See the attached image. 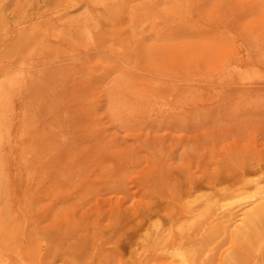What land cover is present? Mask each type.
<instances>
[{
	"label": "rangeland",
	"instance_id": "1",
	"mask_svg": "<svg viewBox=\"0 0 264 264\" xmlns=\"http://www.w3.org/2000/svg\"><path fill=\"white\" fill-rule=\"evenodd\" d=\"M236 66L264 73V0H0V79L25 78L0 143L5 263L178 264L180 246L225 264L239 224L207 210L264 188V79Z\"/></svg>",
	"mask_w": 264,
	"mask_h": 264
},
{
	"label": "bare ground",
	"instance_id": "2",
	"mask_svg": "<svg viewBox=\"0 0 264 264\" xmlns=\"http://www.w3.org/2000/svg\"><path fill=\"white\" fill-rule=\"evenodd\" d=\"M85 20H88V18L85 17ZM86 35L89 38H92L93 32L88 29L86 31ZM224 76L238 77L242 81L252 83L264 79V73L257 67L243 68L236 66L232 72L225 74ZM24 79L25 78L22 73L13 72H8L0 79V143L3 134L9 128V123L7 119L9 105L11 103L12 97L16 94L17 89L22 86V82L24 81ZM123 87L124 85L122 83L117 86V92H114L116 95L115 99L114 97L112 99L116 100V103H113V110L116 115L120 114V112L124 108V104L118 97L120 91L124 90ZM3 184L4 174L3 170L0 168V196L3 192ZM243 200V204H245V206L237 211H234V208L231 207L236 203L232 201V203L223 204L219 207H217V205H210L209 209L206 212V214H210L211 218L213 219L215 217H218L220 214H223L226 217L234 216L232 218L234 220V223L239 224L238 230L235 233V238L239 245L234 250V252H232V254H230L226 258L225 264H247L248 262H250V258L253 254H260L264 251V188L259 189L254 195H249L246 197L244 196ZM1 218H3V215ZM6 218L7 216L4 215V221H6ZM210 223H207L206 225L202 226V229L206 230V226H208ZM3 241L4 240L0 238V244H5ZM240 244H242V246ZM202 251L200 250L199 252ZM171 254L174 258L178 260V264H195V257L193 256L192 251L186 250V248L184 249L180 246H176L174 247V249H172ZM19 260L20 264H33L30 259L24 257L23 255H20ZM0 264H6L1 253Z\"/></svg>",
	"mask_w": 264,
	"mask_h": 264
}]
</instances>
